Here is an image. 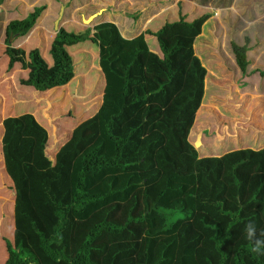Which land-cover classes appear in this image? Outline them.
Returning a JSON list of instances; mask_svg holds the SVG:
<instances>
[{
    "label": "trees",
    "instance_id": "16d2710c",
    "mask_svg": "<svg viewBox=\"0 0 264 264\" xmlns=\"http://www.w3.org/2000/svg\"><path fill=\"white\" fill-rule=\"evenodd\" d=\"M45 9L6 25V70L19 65L27 72L19 85L37 92L67 87L75 76L68 47L89 41L105 85L96 114L73 128L54 159L31 113L2 121L14 199L4 264H264L245 233L252 222L264 234V147L200 158L188 140L206 77L194 42L211 14L180 15L132 39L112 22L60 27L48 62L38 48L26 53L9 42L25 39ZM249 39L231 43L242 73ZM164 210L187 215L166 227Z\"/></svg>",
    "mask_w": 264,
    "mask_h": 264
},
{
    "label": "rangeland",
    "instance_id": "374dc122",
    "mask_svg": "<svg viewBox=\"0 0 264 264\" xmlns=\"http://www.w3.org/2000/svg\"><path fill=\"white\" fill-rule=\"evenodd\" d=\"M201 1L0 0V79L4 77L0 82V89L3 90L0 91L1 120L30 112L46 128L53 146L67 141L73 128L96 114L101 105V90L104 89L105 81L98 65V48L89 41L68 47L74 60L75 77L67 87H59L43 95H29V102H12L15 89L11 82L16 88L27 72L21 70L19 65H14L12 71L6 70L9 58L5 55V27L11 20L26 17L35 7L46 5L36 26L25 39L16 42L10 40V44L22 48L26 53L38 48L48 62L51 61L48 49L55 35V22L59 14L62 15L59 27L67 31L82 32L97 23L110 20L118 26L128 24L137 28L145 20L146 23L149 21L148 29L155 32L164 23L177 21L180 15L191 21L209 13L211 16L202 26L194 51L202 64L206 66L207 61V70L213 72L216 81L210 79L207 87L205 85L202 104L196 112L188 140L193 142L198 136L196 140L202 145L203 152H214L218 156L246 149L238 144L239 131L243 134L245 129L244 122L246 127L247 119L254 123L260 117L264 119V101L250 102L251 96L247 97L251 90L260 89L264 92V74L261 73L264 70V0H233L231 4L225 3L226 0H206L204 5H201ZM111 14L114 17L108 19ZM92 15L95 17L88 19ZM247 36L251 46L247 52L249 64L242 73L231 53V43L241 45ZM146 42L150 50L158 46L154 36H148ZM158 53L161 54L160 49ZM252 94V97L257 98L258 93ZM93 96L97 97L94 101ZM199 113L208 114L210 119L196 130L194 125ZM232 147L234 150H231ZM48 152V157L54 159ZM1 165L0 162V168ZM12 192L11 182L0 177L1 264L7 257L3 239H13V231L10 229L11 215L14 217L13 198L10 196ZM163 212L166 215V227L187 215L180 211Z\"/></svg>",
    "mask_w": 264,
    "mask_h": 264
},
{
    "label": "crops",
    "instance_id": "0c3cea01",
    "mask_svg": "<svg viewBox=\"0 0 264 264\" xmlns=\"http://www.w3.org/2000/svg\"><path fill=\"white\" fill-rule=\"evenodd\" d=\"M111 17H109L108 19H112L113 17H114V14H111L110 15ZM192 21V20H191ZM104 22H107V21H104ZM109 22H112L111 20L109 21ZM149 22V21H148ZM147 22V23H148ZM112 23H115V22H112ZM146 22H145V20H142L136 27L137 28H134V27H132V26H129L128 24H125V25H122V26H118V25H116L118 28H119V30H120V32H121V34H122V36L124 37V38H127V39H132V38H134V37H136V36H138L140 33H142V32H145L147 29H148V27H149V24H147ZM98 24V23H97ZM96 25V24H95ZM161 27V26H160ZM160 27H158V29L160 28ZM157 29V30H158ZM134 31H137L135 34H132V32H134ZM201 35V34H200ZM148 36H150V35H145V39L146 38H148ZM200 37V36H199ZM198 37V38H199ZM197 38V39H198ZM197 39L195 40V42L197 41ZM195 42H194V46H195ZM158 50H159V48H158V46L156 45L155 47H154V50H151V51H153V52H155V53H157L158 54ZM206 57V56H205ZM203 66L206 68V77H205V85L206 84H208V82L210 81V79L211 80H214V81H216V78L214 77V74H213V72L212 71H209L208 72V70H207V61H206V66L203 64ZM210 70H211V68H210ZM5 72H6V70H5ZM5 72L4 73H2V75L4 76L5 75ZM11 75V74H10ZM75 77V76H74ZM3 78L4 77H2L1 79H0V82L3 80ZM11 85H12V87H14V89H15V91L13 92V96H14V99L12 100V102H29V99L27 98V96H29V95H31V96H37V95H40V94H44V93H49V92H51V91H48V92H37V91H35L33 88H31V87H24V86H20V85H18L17 84V86H16V88H15V86H14V84L11 82ZM68 85V84H67ZM206 87H207V85H206ZM61 88V87H60ZM55 89H57V88H55ZM0 91H3L2 89H0ZM254 92H256V93H258V96H257V98H254V97H252L253 96V94L252 93H254ZM103 94V90H101V95ZM204 94H205V92H204ZM251 96V98H250V102H252V101H258V100H260V101H264V92L263 91H260V89L259 90H255V91H253V90H251L250 91V94L248 93L247 94V97L249 98ZM21 98H25L24 100H22V101H18L19 99H21ZM3 100V99H2ZM38 102H40V101H38ZM27 113H30V112H27ZM32 114V113H31ZM20 115V114H19ZM15 116V115H14ZM5 118H7V117H5ZM4 118V119H5ZM4 119H2L1 120V118H0V153H1V160H0V162L2 163V165H1V168H0V177H1V179H3V180H8L9 182H11V180H10V178H9V176L6 174V171H5V167H4V159H3V154H2V138H3V133H4V131H3V125H2V121L4 120ZM210 118H209V115L208 114H206V113H203V114H200L197 118H196V121H195V123H196V126L194 125V127H195V129L197 130V129H200L201 128V126H202V124H205V123H207V121L209 120ZM248 121V123L246 124V127H245V122H244V126H243V128H245L244 129V131H243V134H242V132H240L239 131V134H238V136H240V141H239V146L242 148V147H244V148H251V149H253V150H259V149H262V147L264 146V119L262 118V117H260L259 119H258V121H256V123H254V121H251V120H249V119H247ZM42 126H43V124H41ZM44 127V126H43ZM45 128V127H44ZM46 129V128H45ZM197 138V137H196ZM196 138L194 139V141L193 142H190L192 145H193V147L196 149V151H197V153H198V156L200 157V158H205V157H216V156H218L217 154H215L214 152H210V151H208V152H203V150H202V145L200 146V143L199 144H197L196 143ZM204 138H206L205 136H204ZM60 144V143H59ZM59 144L58 145H53L52 146V143H50V145H48V149H49V153L52 155V157H54L55 156V154L57 153V151L59 150ZM243 149V148H242ZM231 150H234V148L232 147V149ZM10 195L12 196V198H13V192L12 193H10ZM13 202H14V199H13ZM11 222H10V224H11V230L13 231L14 230V228H13V225L14 224H12L13 222V215H11ZM2 254V253H1ZM0 260L2 261V256H0ZM5 260H6V258H4V260H3V262H2V264H4V262H5ZM1 264V263H0Z\"/></svg>",
    "mask_w": 264,
    "mask_h": 264
},
{
    "label": "clouds",
    "instance_id": "9594fccd",
    "mask_svg": "<svg viewBox=\"0 0 264 264\" xmlns=\"http://www.w3.org/2000/svg\"><path fill=\"white\" fill-rule=\"evenodd\" d=\"M245 233L246 239L251 242L250 251L258 255H264V238H261V235L264 234L258 235L256 225L252 222L245 226Z\"/></svg>",
    "mask_w": 264,
    "mask_h": 264
},
{
    "label": "water",
    "instance_id": "95a60500",
    "mask_svg": "<svg viewBox=\"0 0 264 264\" xmlns=\"http://www.w3.org/2000/svg\"><path fill=\"white\" fill-rule=\"evenodd\" d=\"M61 16H62V15L59 14L58 19H57L56 22H55V30H56V31H58L59 28H60V27H59V21H60V19H61ZM94 17H95V15H92V16H89L88 19L91 20V19L94 18ZM83 21H84V19H83ZM9 42H10V41H9Z\"/></svg>",
    "mask_w": 264,
    "mask_h": 264
}]
</instances>
